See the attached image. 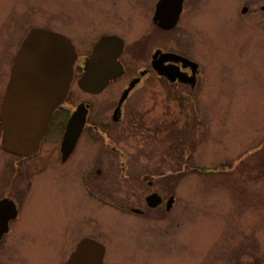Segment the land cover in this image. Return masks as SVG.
I'll use <instances>...</instances> for the list:
<instances>
[{
    "label": "rangeland",
    "instance_id": "rangeland-1",
    "mask_svg": "<svg viewBox=\"0 0 264 264\" xmlns=\"http://www.w3.org/2000/svg\"><path fill=\"white\" fill-rule=\"evenodd\" d=\"M25 1L27 0H0V17L11 9L17 11L14 14L17 16L10 21L12 28L16 27L15 21L22 15L19 14L20 11H25L27 22H31V19L40 16L37 13L38 7L42 13L48 15L53 12L51 8H57L65 0H52L53 4L50 6L44 4L48 5L51 0H28L33 5L23 8ZM242 6H247L250 14H242L239 11ZM260 6L264 7V0H189L188 10L199 8L203 12L199 17L187 16L182 19L180 25L185 24L187 29L185 36L172 35L170 39L156 33L153 37L156 42L148 44L149 52L146 50L139 60L141 62L145 55H149L154 45L165 46L159 42L168 44L174 50L187 53L195 51L196 60L203 67L201 88L191 90L195 99L181 101L182 106L179 101L172 100L168 104L169 111H166L162 101V88L158 84L149 87L145 83V86L133 93L130 100V103L136 101L137 110L150 108L151 114L160 118L166 117V113L169 119L165 121L170 131L164 138L165 142H159L162 141L164 132H158V135L151 137L156 145H150L153 157L149 159L143 156V151L137 150L140 133L134 130L136 128L124 125L121 132L117 128L112 129L109 131L111 140L125 150L127 159L123 161L124 158H118L115 153L101 154L97 142L92 145L86 142L88 136L82 138L71 157V190L70 180L59 176H65L63 172H68L69 163L63 165L58 162L54 151H43L37 158L26 163H31V169L37 172L27 176L32 187L27 198L25 197L26 203L17 224H24L26 220L29 233L37 231L36 236H58L63 234L62 225L71 218L75 222L73 224L78 230V236L86 232L82 230V222L96 218L105 232L107 230L118 243L120 241L121 244H126L128 238L121 237H125L127 233L121 230L137 235L139 230L147 229L146 226L138 229L130 218L114 211L107 210L111 216L98 218L104 213L101 205L110 204L111 199L102 196L103 200L100 201L101 196H97L100 197L98 201L93 199L96 195H91L92 198L84 195V185L82 186V180L74 166L76 162H83L87 168L94 164L101 167L104 175L97 180V187L100 189L140 188L146 191V183L141 179L122 178L121 162H125V165L132 167L130 173L138 174L143 168H147L155 173L154 176H159L156 179L153 176L154 190L176 191V206L172 216L166 217V222L171 224V228L167 229L170 232L169 237L172 241L176 239L174 241L177 244L180 241V248L171 256H156L154 264H224L225 255L230 258L229 251L233 241L244 244L250 238L256 241L260 236L264 238V10ZM252 12L259 14L252 15ZM62 16L60 21L67 14L63 18ZM124 16L126 15L122 16L123 20L130 19ZM5 17L6 15L1 20L3 27ZM195 28L201 29L202 36L197 35L198 40ZM131 31L128 32L131 34ZM22 33L18 31L10 39L11 42L15 39V49ZM146 34L145 31L144 35L139 36L142 42L146 39ZM0 38L3 41V33ZM11 46L12 44L10 47L0 46L1 65L6 64L14 52V45ZM79 53L80 56L85 54L83 51ZM2 72L0 71V75ZM3 90L4 83H0V97ZM109 92L89 97L75 82L70 95L71 109L79 101L87 99L95 101L100 109L107 102L106 98H110ZM152 94L154 98H151ZM128 108L132 109L133 106L129 105ZM60 131V126L55 128L56 134H60ZM103 137L109 139L108 136ZM168 141L171 145V156L166 154L170 150ZM144 151L147 152V149ZM0 156H5L1 149ZM99 162L102 164L98 165ZM1 164L2 159L0 173L3 168ZM164 171L167 175L160 176ZM16 183L15 180L14 184ZM22 183L20 181V187H27ZM16 185L19 186V183ZM181 220L185 225L182 233L175 229V224ZM151 222L145 224L149 226ZM120 225L124 229L118 228ZM218 231L221 232L220 235ZM215 237L219 239L216 244L226 246L219 251L218 256L217 245L214 246L213 243ZM125 251L126 249L118 247L111 255L121 257ZM45 257L52 259L51 252L47 251L42 255V258ZM64 257L65 255L61 259ZM233 260L234 258L228 261L226 256V264H233Z\"/></svg>",
    "mask_w": 264,
    "mask_h": 264
},
{
    "label": "flooded vegetation",
    "instance_id": "flooded-vegetation-1",
    "mask_svg": "<svg viewBox=\"0 0 264 264\" xmlns=\"http://www.w3.org/2000/svg\"><path fill=\"white\" fill-rule=\"evenodd\" d=\"M41 1L45 2V0ZM160 1L161 0H65L61 2L62 4L56 6L57 8H51L53 12L48 15L42 13L41 9L38 7L37 13L40 14L39 18L31 19V22L28 21L30 22L29 24L26 20V12L20 11L19 14L22 15L15 21L16 27H13L14 29L10 21L14 20L17 16L14 15L17 11L11 9L10 11L4 12L0 17V26H2L1 20L6 15L3 22L5 27L2 26L3 29L0 31V35L2 33L4 35L3 41H1L0 38V46L10 47L11 44L12 46L14 45V52L10 56V59H8L6 64H0V68L2 67L0 71H3L0 75V77H2L0 83H4L0 104L10 76L13 58L24 37L32 29H45L57 32L70 39L78 54L74 64V78L72 84L77 82L78 78L81 76L85 59L90 56L93 47L100 38L104 36H116L123 42L122 52L118 58L123 68V74L115 80H110L107 86L97 94L84 92V94L89 97H95L104 95L106 91H110L108 93L110 98H106L107 102L103 103L100 109H98L95 101L91 99L81 100L71 109V85L65 101L54 110L47 132L40 142L37 152L30 156L13 155L3 150L0 144V149L5 154L4 157L0 156V161L2 159L1 165L3 166L2 173H0V264H64L70 255L75 252L77 245L85 239L99 244L103 252L102 264H154L156 256H171L180 248V241L177 244V242L174 241L176 239L172 241L169 237L170 232L168 230L171 228V224L166 222V217L172 216L176 206V191L154 190L153 176L155 173L150 172L147 168H143L138 174L130 173L129 170L132 169V167L130 168L128 165H125V162H121L123 165L121 169L122 178L141 179L146 183V191L140 188L100 189L97 187V180L99 177L103 178L104 175V171L101 167L94 164L87 168L83 162H76L74 166L77 169V174L82 180V186L84 185L82 188L84 195L88 198H90L91 195H96L93 199L98 201L100 197L97 198V196H101L100 201L103 200L102 196H107L111 199L110 204L103 203L101 205V207H104L102 209L104 213H102L103 215H99L98 218L111 216V213H107L108 210L114 211L126 218H130L129 220L132 223H136L138 229L146 226L148 230H139L137 235H131L127 230H121L125 234L127 233L125 237H121L128 238V240L125 241L126 244H121L120 241L118 243L117 239L110 236L107 230L105 232L104 228L100 227V224H98L96 218L83 221L82 223L84 225L82 226V230H86V232L78 236L76 235L78 230L75 229L73 224L75 222L71 218L61 227L65 235L62 234L58 236H36L35 233L37 231L31 234L27 227L28 221L26 220H24V224H17L20 221L21 213L26 203L25 197L27 198L28 192L32 187V183L27 180V176L37 172L35 169H31V163L26 164L27 162H31L33 159L37 158L43 151L50 153L54 151V154L57 155L58 162L63 165L66 163L70 165L68 172H63L65 176H59H62V179L65 178L70 180L69 189L71 190V157L78 149V145L82 138L88 136L86 142L89 145L97 142L101 148V154L115 153L118 158H124L123 161L127 159L125 158V150L116 144L114 140H111L109 131L112 129L117 128V130L121 132L124 125L125 127L131 126L136 128L134 130L140 133L139 141L137 142V150L143 151V156L145 158L147 156L149 159L153 157V151L150 145H152V147L156 145L154 144L155 142L151 140V137H155V134L158 135V132H164L162 141L159 140V142H165L164 138L167 132L170 131L169 128L167 129L168 126L165 121L169 119L166 113L164 112L166 117L160 118L151 114L152 110L150 108L140 111L135 108L136 101L130 103L133 93L137 89L145 86V83L149 84V87L158 84L162 88L164 91L162 101L166 111H169L168 104L172 100L179 101L182 106L181 101L195 99L191 90L201 88L203 77V67L200 62L196 60L195 51L187 53L183 50H174L170 48L168 44L159 42L165 46L154 45L150 54L145 55L141 62L139 60L140 55H143L148 49V44L156 42L155 38H153L156 33H159L161 36L166 35V37L170 39L172 35L175 37L185 36L184 34L187 29L185 24L180 25L182 19H185L187 16L191 18L199 17L203 12V10L199 8L188 10L187 4L189 0ZM51 4H53L52 0L48 5L44 4V6H50ZM26 5L31 6L33 4L28 3L27 0L23 2L22 7L25 8ZM260 7L261 10H264L263 6ZM239 11L244 15L250 14L247 6L240 7ZM65 14H67V17L63 18ZM258 14L259 12H252V15ZM61 15H63V20L60 21ZM123 15H126L124 17H129L130 19L123 20ZM157 16L161 19L168 20L177 18V22L172 28L165 29L156 22ZM129 30H132L131 34L128 32ZM200 30L201 29L195 28L196 40H198L197 35L202 36ZM18 31H22L23 33L15 49L16 43H13L15 39H12L13 42H11L10 39L12 36L17 35L15 33H18ZM145 31L147 32L145 37L146 41L144 40L142 42L139 36L144 35ZM80 51H83L85 54L80 56ZM169 54H175L179 57L186 58L188 61L171 60V58L167 57ZM162 70L170 71L171 76L166 77L162 75ZM173 74L175 75L173 76ZM170 91H172L173 94ZM152 97L154 98V94L151 95V98ZM81 103L86 105L87 110L85 124L72 153L70 151L67 156H63L61 151L62 140L68 119L75 108ZM129 105L133 106V108L129 109ZM195 109L196 108H194V111ZM143 112H145V114ZM58 126H60L61 129L60 134L59 132L58 134L55 133V128ZM104 135L106 137L108 136L109 139H105V137H103ZM118 136L120 137V134ZM89 137H101L102 139H89ZM170 141L172 142L173 140ZM170 141H168L167 145L169 148L171 146ZM145 148L147 152L144 151ZM164 151H167V149ZM167 153L171 156V148L166 154ZM100 164L102 163L99 162L98 165ZM166 173L167 172L164 171L160 176H166ZM91 176L93 178L95 177L94 180ZM84 177L85 181H83ZM158 177L159 176H154L155 179ZM15 180L17 182L16 184L19 183V186L14 184ZM20 181H23L22 184H26L25 186L27 187H20ZM15 185L16 188H14ZM69 194L71 196V191ZM152 194L158 195L157 202L149 199ZM69 207L71 210V202L69 203ZM145 222H151L152 224L148 226ZM119 227L124 229L123 225L118 226V228ZM175 229H178L180 233H182V231L185 230L184 221L181 220V222H177L175 224ZM219 231L217 232L219 233L218 235L221 233ZM155 233L158 237L155 236ZM216 238L217 237H215V242L213 243L214 246L217 245L216 256H218L219 251L225 249L226 246L225 244L221 246L220 243L219 245L216 244V241H219V239ZM233 243L229 251L230 258L228 255H225L224 264H226V256L228 261L234 258L233 264H264L263 236L258 237V241L254 238H250V241L244 242V244H240V242L235 243L234 241ZM118 247L120 249H126V251L123 252L124 254H122L121 257H113L111 254H113V250ZM47 251L51 252L52 259L48 257L42 258V255L47 253ZM64 255V259H61Z\"/></svg>",
    "mask_w": 264,
    "mask_h": 264
},
{
    "label": "water",
    "instance_id": "water-1",
    "mask_svg": "<svg viewBox=\"0 0 264 264\" xmlns=\"http://www.w3.org/2000/svg\"><path fill=\"white\" fill-rule=\"evenodd\" d=\"M176 21L177 18L156 17V22L165 29L172 28ZM122 48L123 42L116 36L100 38L85 61L84 72L77 81L78 87L85 92L99 93L110 80L121 76L123 68L118 58ZM167 57L188 61L175 54ZM76 58L74 46L62 34L32 29L25 36L13 59L0 107L3 149L23 156L37 152L53 111L67 96ZM161 74L171 76L167 70H162ZM86 113V106L80 104L68 119L62 140L63 156L75 148ZM149 199L157 202L158 195L152 194ZM102 255L99 244L85 239L64 264H102Z\"/></svg>",
    "mask_w": 264,
    "mask_h": 264
}]
</instances>
